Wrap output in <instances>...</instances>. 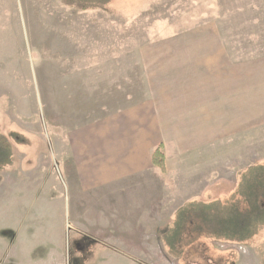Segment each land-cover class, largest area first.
Masks as SVG:
<instances>
[{
    "label": "rangeland",
    "instance_id": "obj_1",
    "mask_svg": "<svg viewBox=\"0 0 264 264\" xmlns=\"http://www.w3.org/2000/svg\"><path fill=\"white\" fill-rule=\"evenodd\" d=\"M69 2L73 7L62 0H0V139L9 145V164L0 171L1 228L26 210H42L46 200L56 210L64 206L71 177L58 142L67 144V130L90 127L140 100L139 50L187 48L191 42L180 39L198 43L214 34L212 45L226 50L228 63L264 58V0H98L86 14ZM51 7L57 19L46 25L43 13ZM230 132L211 137L208 153L197 150L167 166L178 200L164 185L163 245L149 249L143 264H264V227L244 243L197 238L190 226L173 250L164 238L175 208L230 204L250 171L264 166V121Z\"/></svg>",
    "mask_w": 264,
    "mask_h": 264
},
{
    "label": "crops",
    "instance_id": "obj_2",
    "mask_svg": "<svg viewBox=\"0 0 264 264\" xmlns=\"http://www.w3.org/2000/svg\"><path fill=\"white\" fill-rule=\"evenodd\" d=\"M75 1L84 14L98 8V0H84V9L83 0ZM54 8L43 13L46 25L57 19ZM209 37L200 39L205 44L180 39L191 42L187 48L181 43L165 51H138L145 89L140 100L133 105L124 100L121 109L90 127L66 131L67 144L58 142L71 177L64 206L56 210L46 200L37 213L26 210L23 219L0 226V264H143L149 249L162 247L164 185L171 200L179 195L178 187L169 189L174 176L167 166L197 150L207 152L211 137L264 121V58L228 63L226 50L212 45L214 34ZM148 56L154 57L150 64ZM157 148L164 171L152 163ZM1 230L9 238L3 239Z\"/></svg>",
    "mask_w": 264,
    "mask_h": 264
},
{
    "label": "trees",
    "instance_id": "obj_3",
    "mask_svg": "<svg viewBox=\"0 0 264 264\" xmlns=\"http://www.w3.org/2000/svg\"><path fill=\"white\" fill-rule=\"evenodd\" d=\"M80 8L86 5L81 4ZM8 146L7 140L0 139V171L3 165L9 164ZM4 156L7 159L3 160ZM152 163L163 169L160 148L154 151ZM239 188L238 198L223 207L212 203L181 208L173 227L164 237L166 244L173 250L188 226L197 238L203 236L230 243L250 241L264 227V166L252 169Z\"/></svg>",
    "mask_w": 264,
    "mask_h": 264
}]
</instances>
